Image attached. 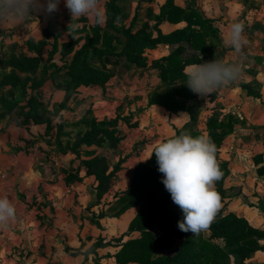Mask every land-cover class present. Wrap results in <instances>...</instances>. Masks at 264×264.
Segmentation results:
<instances>
[{
    "label": "trees",
    "instance_id": "obj_1",
    "mask_svg": "<svg viewBox=\"0 0 264 264\" xmlns=\"http://www.w3.org/2000/svg\"><path fill=\"white\" fill-rule=\"evenodd\" d=\"M108 4L109 16L118 30L123 0H109ZM150 20L154 21L153 27L147 24L136 33L126 30L124 34L127 40L121 47L114 44L113 38L104 37L101 27L97 25L94 29L95 40L76 51L70 63L65 61L62 68L56 67L52 70L54 79L60 80L56 87L65 92L63 101L55 103L54 111H49L43 102L30 94L29 90L36 86L30 84L29 78H22L20 75L36 70L42 59L25 53L12 54L6 61L4 59L2 63H6L11 71L6 66L0 71V120L20 110L19 119L23 117L22 125L46 122V135L50 136L48 145L51 147L46 152L48 163L53 160L52 152L57 158L69 153L78 157L82 153L91 156L93 152H83L85 147L96 146L101 139L116 140L112 130L117 123L115 119L100 123L89 112L79 121L59 124L55 130L50 117L71 109L69 102L75 89L82 86L105 87L110 79L119 76L110 65L116 67L121 64L124 70H133L135 74H150V71H154L160 84L151 92L148 106H158L171 116L185 114L189 117V121L180 129L174 128L175 134L168 138L188 131L193 137L203 135L210 137L215 143L216 159L223 173L221 179L215 182V189L221 197V203H225L228 198L226 183L232 177V172L228 163L221 159V147L231 132L232 124H228V132L225 120L227 116L223 108L217 104L210 106L217 103L218 91L203 99L188 88L184 74L189 65L218 60L207 43L218 30L215 29L213 21L204 18L197 9L177 6L175 0H166L159 14L150 13ZM165 22H185L187 26L164 34L160 26ZM50 37L51 34L46 32L45 38ZM28 42L31 49L40 46L33 39ZM159 45L169 46L170 54L149 64L144 59L145 52L156 49ZM67 46L70 47L67 54H71L73 47ZM99 57L101 67L95 66ZM62 69L64 74H59ZM206 110H211L212 113L206 120V129L202 130L199 125ZM44 113L49 117L42 120ZM230 120L234 121L233 116H230ZM150 157L136 166L131 184L115 196V202L108 212L98 216L99 219L120 218L128 210L138 208L128 228L129 232H135L138 236L127 241L115 239L116 244L99 239L87 251L83 252L81 248L73 254H83L87 259L99 249L118 246L119 250L114 255L118 264H246L254 254L264 252V230L253 227L247 219L233 212L228 213L224 208L219 209L207 230L208 236L205 235L206 231L198 236L180 232L176 225L182 218V213L161 182L162 174L157 170L153 151ZM91 167L88 166V169ZM261 173L264 171H260ZM82 179L78 170L65 177L68 184ZM173 240L179 241L176 249L173 248ZM66 250L72 253V248L66 247Z\"/></svg>",
    "mask_w": 264,
    "mask_h": 264
},
{
    "label": "crops",
    "instance_id": "obj_2",
    "mask_svg": "<svg viewBox=\"0 0 264 264\" xmlns=\"http://www.w3.org/2000/svg\"><path fill=\"white\" fill-rule=\"evenodd\" d=\"M165 1L159 5L158 12L152 11L155 15L160 13ZM259 1L175 0V4L182 8L197 9L204 18L213 21L218 32L207 43L210 50L215 52L216 59L242 64L240 78L217 89V103L210 105L217 104L223 108L227 116L225 120L228 132V124H232L231 132L221 147V159L228 163L232 177L226 183L228 198L225 203H221L220 209L233 212L247 219L253 227L264 230V173L260 174V171H264V34L254 28L255 21H252L254 27H251V21L246 15L247 12L250 13L252 5L259 4ZM245 18L248 19V28L243 34L248 43L241 53H237L226 43L228 25L240 22L245 29ZM148 22L151 27L154 26V21ZM186 26L185 22H165L160 28L164 34H169ZM164 27L168 29L164 31ZM154 34L156 36L157 33L154 31ZM0 40L1 47L4 42L1 37ZM147 52H161L148 62L151 64L154 60L168 56L170 47L159 45ZM145 74L148 78L156 77L158 85L160 84L156 72ZM57 93L61 94L59 91ZM58 94L55 103L63 101L60 99L62 94ZM207 96H203V99ZM84 105L82 103L74 108L82 109ZM147 107V114L164 113L167 119L163 122V130L156 132L160 137L148 145V151L146 149L144 154L134 158V168L149 159L158 142L173 136L174 128L180 129L189 121L185 114L171 116L158 106ZM69 113L62 111L60 117ZM211 113V110L203 113V120L199 125L202 130L206 129V120ZM230 116H233L234 121L230 120ZM30 128L31 132L35 128L45 131V128L38 126ZM21 130L14 123L0 125V197L6 196L16 208L15 219L6 227L0 228V264H118L114 256L119 250L118 246L99 249L87 259L83 254H73L81 248L83 252L87 251L100 236L99 231L96 234L97 230L91 224L77 222V217L85 214L87 202L96 198V192L93 189L89 192L83 190L89 178L68 184L62 174L55 173V165H50L46 153L38 149L44 145L41 136H34L32 142L28 140V148L16 149L15 145L21 137L23 140L27 139L26 135L20 136ZM23 131L28 133L25 129ZM92 210L95 211V207ZM137 211L138 208H133L120 218L99 220L104 228L112 226L107 231L108 239L127 231ZM51 215L53 220L47 217ZM91 229L93 230L90 231ZM208 234L206 231L205 235ZM127 240L128 238L125 241ZM66 247L72 248V253ZM97 254L101 259L97 258ZM246 264H264V252H257Z\"/></svg>",
    "mask_w": 264,
    "mask_h": 264
},
{
    "label": "rangeland",
    "instance_id": "obj_3",
    "mask_svg": "<svg viewBox=\"0 0 264 264\" xmlns=\"http://www.w3.org/2000/svg\"><path fill=\"white\" fill-rule=\"evenodd\" d=\"M40 2L46 3V0H40ZM163 2L164 0H123L118 30L114 27L109 16V0H101L106 13V22L103 25L97 24L94 19L89 17L72 18L69 10L65 7V0H60L58 10L50 15L37 8L30 13L31 19L28 21L10 19L2 22L0 20V37L4 42L0 47V71L4 66L8 68L9 72L11 71L9 66L2 62H4V59L5 61L9 59L12 54L25 53L28 56L41 58L42 62L36 70L20 75L22 78H29L30 84L36 86L29 90L30 94L43 102L49 111H54V101L57 99L56 95L58 94H56V91L62 94H58V96H62L60 98L62 100L65 97V92L56 87L60 80L54 79L52 70L56 67L62 68L65 61L70 63L76 51L80 50L84 44H91L95 40L94 29L96 26L101 27L104 37L113 38L114 44L121 47L127 40L124 34L125 31L129 29L136 33L142 30L149 24L150 13L152 11L158 12L159 5ZM252 6L250 13H246L249 21H251V27H254L252 21H255L254 28L264 34V0H260L259 4ZM243 22H245V31L248 28V19L245 18ZM70 23L75 27H68ZM167 29L164 27L163 30L166 31ZM46 32L51 34L50 39L45 38ZM30 39L39 43L40 46L31 49L28 42ZM67 45L73 47L71 54H67V50L70 48ZM160 53H148L146 51L144 59L151 62ZM95 66L101 67L100 57L97 59ZM109 67L116 69L119 76L110 79L105 87L82 86L75 89L69 102L71 109L69 111L64 110L70 113L64 114L63 117L58 114L50 118L52 119V125L55 124V126L53 125L55 130L59 124L79 121L89 112L100 123L115 119L117 123L112 130L115 132L116 140L101 139L96 146L85 147L83 152H93L91 156L82 153V156L78 157L69 153L67 156L63 155L57 158L58 156H55L52 152L51 158L53 160L49 164L55 165V173L62 174L64 177L75 174L78 170V175L83 178L82 180L89 178V181L85 183L86 188L83 190L88 192L92 189L95 190L96 198L91 202H87L85 206L87 210H85L84 215L81 214L77 217V222L81 221L94 226L93 228L97 230L96 234H98V231L100 234L96 241L103 239L105 242L110 241L116 244L115 239L125 241L127 238L129 240L137 237L138 234L127 230L122 234L119 233L118 237L114 236L113 239L109 240L107 231L112 226L104 228L99 222L101 219L98 216L103 212H108L115 202V196L131 184L134 173L132 170L136 168H134V158L137 155L144 154V150L147 149L148 151V145H151L156 138L160 137L156 132L163 130V122L167 118L164 113L151 112L147 114L150 94L158 88L156 77L148 78L146 74H140V72L135 74L133 70L126 71L121 64L116 67L113 65ZM59 74H64L63 69L59 71ZM66 80L68 79L66 78ZM80 103L85 104L82 109L74 108ZM15 112V115L11 114L0 120V125L14 123L22 129L19 131L20 136L26 135L27 139H24L26 140L24 141L21 137L18 140L19 143L15 145L16 149L28 148V140L32 142L33 137L37 135L41 136L40 139L44 144L40 148L38 147L39 151L45 153L50 151L51 147L48 145L50 136L45 133L48 130L46 122L42 124L29 122L27 125H22L21 120L23 117L21 116L19 119L21 111L16 110ZM48 117L49 115L44 113L42 120ZM170 122L168 121V123ZM31 126L45 128V131H39L35 128L31 132ZM24 129L28 133L23 131ZM88 166L92 167L88 169ZM94 207L95 211L92 210ZM47 217L49 220L54 218L52 215ZM158 237H160V234H158ZM172 245L176 249L179 241L173 240ZM97 258L101 259L100 255L97 254Z\"/></svg>",
    "mask_w": 264,
    "mask_h": 264
},
{
    "label": "clouds",
    "instance_id": "obj_4",
    "mask_svg": "<svg viewBox=\"0 0 264 264\" xmlns=\"http://www.w3.org/2000/svg\"><path fill=\"white\" fill-rule=\"evenodd\" d=\"M59 2L0 0V20L28 21L31 19L30 13L37 8L50 15L58 10ZM65 7L72 18L89 17L100 25L106 22L101 0H65ZM68 27L74 28L75 25L70 23ZM228 29L227 45L241 53L248 43L243 34L244 25L231 22ZM242 72L240 62L206 61L185 68V83L193 93L203 97L235 82ZM216 151L210 137H193L188 131L158 142L153 149L157 170L162 174L161 182L182 213L176 225L182 233L198 236L207 231L221 207L215 182L221 179L223 173L216 159ZM15 216V205L6 196L0 197V228L6 227Z\"/></svg>",
    "mask_w": 264,
    "mask_h": 264
}]
</instances>
